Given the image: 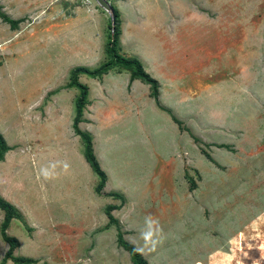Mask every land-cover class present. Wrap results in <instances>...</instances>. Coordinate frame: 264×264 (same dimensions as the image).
I'll use <instances>...</instances> for the list:
<instances>
[{"label":"rangeland","instance_id":"374dc122","mask_svg":"<svg viewBox=\"0 0 264 264\" xmlns=\"http://www.w3.org/2000/svg\"><path fill=\"white\" fill-rule=\"evenodd\" d=\"M107 1L109 10L96 0L51 1L40 6L42 17L24 15L36 1L0 0V129L13 148V178L4 172L2 183L38 225L29 228L25 215L13 224L20 256L35 264H133L121 232L148 264H264V0ZM115 9L120 53L146 60L166 93L160 105L151 88L133 97L119 68L101 78L81 74L91 91L81 127L107 167L99 194V178L78 154V90L69 83L75 68L107 62ZM159 11L168 32L157 37L149 30ZM1 14L20 20L18 28ZM143 15L153 26L137 33L132 26ZM58 142L66 160L52 166L44 153ZM32 164L46 167L44 182ZM44 191L52 231L40 218ZM109 205L119 206L112 213L120 227L110 224ZM3 212L0 262L9 250Z\"/></svg>","mask_w":264,"mask_h":264},{"label":"trees","instance_id":"16d2710c","mask_svg":"<svg viewBox=\"0 0 264 264\" xmlns=\"http://www.w3.org/2000/svg\"><path fill=\"white\" fill-rule=\"evenodd\" d=\"M5 23H8L13 30H16L21 23L20 20L11 19L6 14H1ZM109 39L106 45V54L108 60L100 68L95 70H89L86 68H75L72 71L69 87L77 88L79 95L76 100V115L73 122V128L77 136L82 140L84 146V155L86 161L91 166L93 172L98 176L99 183L96 188L99 194L103 193L108 181L106 172L101 168L98 159L94 152V143L92 135L89 132L83 131L80 128V124L83 122L85 110L89 105V87L79 81L81 74H87L93 78H101L105 74H108L113 69H124L131 73L132 80H141L151 88V96L159 102V83L153 79L143 68L142 63L136 58H128L120 53V36H121V16L115 9L113 13V20L110 24ZM11 148L8 146L3 135L0 133V162L5 159V154L9 152ZM113 197H119L118 193H114ZM119 207V206H118ZM117 206L109 205L106 208V213L109 218L110 224H116L120 227L119 221L114 217L113 211L118 209ZM0 210L4 211V221L1 225V235L3 240L9 245V250L6 253L4 259L0 264H7L8 261H12L15 264H35V260L25 257H16L14 252L20 246L19 241L8 235L7 230L14 219H22L21 213L11 203L7 202L0 193ZM119 246L126 250L130 255L133 264H148L143 255L135 248L134 245L124 239V235L119 232L118 235Z\"/></svg>","mask_w":264,"mask_h":264},{"label":"crops","instance_id":"0c3cea01","mask_svg":"<svg viewBox=\"0 0 264 264\" xmlns=\"http://www.w3.org/2000/svg\"><path fill=\"white\" fill-rule=\"evenodd\" d=\"M17 1H22V0H17ZM32 1H36V4H34V3H31V5H29L28 7H27V9L25 10V14L24 15H27V14H35V15H37V16H42V17H44V12H45V8H42V7H45L46 6V3L48 4L49 2H51V1H58V0H32ZM169 2L173 5V6H176V5H180V6H186V7H188V5H189V1L188 0H169ZM143 5L142 6H145L144 5V0H143V3H142ZM42 5V7H40ZM140 7V6H139ZM159 14H157V17H159L158 18V22H157V24H155V27H156V30H149L153 25H151V23L153 22L152 21V19L151 18H149L150 16L149 15H146V16H141V17H139V20H137L136 21V23H134V25L132 26L133 27V29L134 30H136L137 31V33H142L143 31L144 32H146V30H149V32L150 33H152V35H153V33H154V31H155V33H157V37H159L160 36V34H163L164 35V33L165 34H167V32H168V30H166L165 28H164V20H160L161 19V16L163 15V13H165V12H162V11H159L158 12ZM161 13V14H160ZM170 14L172 13L171 11L169 12ZM23 15V16H24ZM161 15V16H160ZM22 17V16H21ZM19 18V17H18ZM18 18H16V19H18ZM162 27H163V29L164 30H166V31H163V29H162ZM170 30V29H169ZM172 31H174V27H173V25H172ZM171 31V32H172ZM160 52H161V50H160ZM122 54V53H121ZM122 55H124V54H122ZM125 56V55H124ZM156 56L158 57V60H160V62H163L164 60H163V56L161 55V53H159V54H156ZM125 57H128V58H135V57H131V56H125ZM137 59V58H136ZM138 60L142 63V65H143V68H144V70L153 78V79H155L158 83H159V85L160 84H162L161 83V80L159 79V77L155 74V73H153V71H152V69H151V66H148V63L146 62V60H143V59H141L140 57H138ZM155 60H156V58H155ZM122 70V69H121ZM124 70V69H123ZM124 71H126L127 72V74L128 75H126L125 76V78H127V79H125V83H124V85L126 84V86H129V84L128 83H130V82H132V85H131V95L133 96V97H135V96H140L141 95V93L142 94H144L145 92L146 93H149V90H150V86L149 85H147V84H145V83H143L141 80H132L131 79V73L129 72V71H127V70H124ZM157 72H159L158 70H156V73ZM161 72V71H160ZM159 72V73H160ZM158 74V73H157ZM108 76V75H107ZM106 77V76H105ZM82 78H83V76H81L80 75V77H79V81L80 82H82ZM173 87H175V88H177V85H174ZM123 88H126L125 86H123ZM128 88V87H127ZM71 89H75V88H71ZM77 89V88H76ZM78 90V89H77ZM163 88H159V99L162 101V98H164V95H162L163 93L165 94L166 92L164 91L163 92ZM145 91V92H144ZM181 91V90H180ZM172 92L173 91H169V93H170V95H172ZM125 93V92H124ZM150 94H151V90H150ZM176 94V93H175ZM78 95H79V90H78ZM90 96H91V91H90V88H89V103H90ZM78 97V96H77ZM147 98H149V96H147ZM140 99V100H139ZM138 99V103H140L141 102V98H139ZM77 100V99H76ZM76 100H75V108H76ZM160 101V102H161ZM162 103V102H161ZM166 106L167 108H170V107H172V104H162L161 106ZM87 107H89V105L87 106ZM102 107V105H100V108ZM138 107H140L139 105H137V107L136 108H138ZM130 108H131V106H130ZM165 109V108H164ZM164 109H160L162 112H166V110H164ZM138 110V109H137ZM85 115V114H84ZM75 118V117H74ZM85 116L83 117V122L80 124V128L82 129V127H81V125H85ZM173 120V119H172ZM173 122H174V120H173ZM175 123V122H174ZM83 130V129H82ZM84 131V130H83ZM86 132H89V131H86ZM0 133L3 135V137H4V139H5V137L6 136H4V133L1 131V129H0ZM90 133V132H89ZM76 135V134H75ZM78 138H79V140L81 141V143H82V140H81V138L78 136ZM6 140V142H7V144H8V146L11 148V150L9 151V152H7L6 154H5V159L3 160V161H1L0 162V193H1V196L7 201V202H9V203H11L13 206H15V208L21 213V215H22V219H14L12 222H11V224H10V226H9V228H8V230H7V233H8V235L9 236H11V237H14V238H16L15 236V233L13 232V224H15V222H21L22 220H24L25 219V217H24V215L26 216V219H27V221L29 222V228L31 227V228H38V225H36L35 224V221H32L31 219H29L28 218V214H30V212H29V210H28V207L26 206V204H25V200L23 201V203H18L17 202V199L13 196V194L12 195H10V197L8 196L9 194H6V192H5V187H4V185H3V183H2V180H3V173L4 172H8L9 173V175L13 178V148H12V145L10 144V142L8 143V141H7V139H5ZM77 140V139H76ZM53 141H56V139L54 140L53 139ZM58 141V140H57ZM76 144H77V142H76ZM82 145H83V143H82ZM49 146V147H48ZM47 146V150H46V152L44 153V154H46V159H47V161L49 160L50 161V164L53 166V165H55V163L57 162V160H66V157H65V154H64V151L66 150L65 149V146H63V144H59V142L58 143H56L55 145H53V146H50V145H48ZM79 147H81L80 145H78ZM81 152V148H79V150H78V154H79V157L81 158V162L82 163H84V165H86V166H88V168L93 172V170H92V168H91V166L89 165V163L86 161V158H85V155H84V146H83V153H80ZM94 152H95V144H94ZM96 155V154H95ZM96 157H98L97 159H98V162H99V160L101 161V158H99V156H96ZM102 163V162H101ZM31 164V163H30ZM99 164H100V162H99ZM42 166V168H40V169H38V170H34V169H36L37 168V166H34L33 164H32V167H31V173H33V174H35V172L36 173H38V175L39 176H41V178H42V172H40L41 171V169H43V171H44V173H46V167L45 166H43V165H41ZM100 166H101V164H100ZM36 167V168H35ZM40 167V166H39ZM101 168L105 171L106 169H107V167L106 166H104V164L102 163V166H101ZM106 172V174H107V170L105 171ZM94 173V172H93ZM41 174V175H40ZM95 174V173H94ZM98 177V176H97ZM107 177H108V174H107ZM41 182H44V178H42L41 179ZM98 183H99V181L97 182V185H96V188H97V186H98ZM107 184H108V181H107ZM10 186H12L11 187V189H10V191L12 190L13 191V179H12V181H11V184H10ZM107 186V185H106ZM19 188V185H17L16 186V189H18ZM106 188V187H105ZM38 191H39V189H38ZM96 192H97V190H96ZM47 193H45V191L43 192V194H41V204L44 206L43 207V210L41 211V213H42V216L40 217L41 218V221H42V227H49L50 226V231H52V226H53V224H52V220H53V216H52V214H51V211H50V209L49 210H46L47 209V205H48V201L49 200H47V198L46 197H48L47 195H46ZM42 196H44L43 198H42ZM32 197L30 196V195H28V198H27V201L29 200V199H31ZM32 200H33V198H32ZM34 200H35V198H34ZM40 204V203H39ZM1 211V210H0ZM3 212V211H2ZM4 213V212H3ZM4 216H5V214H4ZM31 221V222H30ZM17 239V238H16ZM18 240V239H17ZM19 241V240H18ZM19 243H20V241H19ZM20 248V246L15 250V252H14V254H15V256L16 257H18V256H23V254H20V250L21 249H19ZM16 253H18L19 255H17ZM20 256V257H21ZM25 256V255H24ZM29 256H30V254H29ZM29 256H26L25 258H27V257H29ZM31 257V256H30ZM29 257V258H30Z\"/></svg>","mask_w":264,"mask_h":264},{"label":"water","instance_id":"95a60500","mask_svg":"<svg viewBox=\"0 0 264 264\" xmlns=\"http://www.w3.org/2000/svg\"><path fill=\"white\" fill-rule=\"evenodd\" d=\"M99 5H101L103 8L109 10L111 9V5L107 0H96Z\"/></svg>","mask_w":264,"mask_h":264}]
</instances>
